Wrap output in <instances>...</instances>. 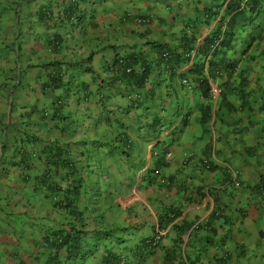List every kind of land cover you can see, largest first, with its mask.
<instances>
[{
  "label": "crops",
  "instance_id": "obj_1",
  "mask_svg": "<svg viewBox=\"0 0 264 264\" xmlns=\"http://www.w3.org/2000/svg\"><path fill=\"white\" fill-rule=\"evenodd\" d=\"M230 1L0 0V264H264V38L238 27L204 60L233 64L215 98L199 56L155 63L188 30L199 48Z\"/></svg>",
  "mask_w": 264,
  "mask_h": 264
},
{
  "label": "trees",
  "instance_id": "obj_2",
  "mask_svg": "<svg viewBox=\"0 0 264 264\" xmlns=\"http://www.w3.org/2000/svg\"><path fill=\"white\" fill-rule=\"evenodd\" d=\"M264 13V0H233L230 1L226 6V15L224 17L225 25L219 24L218 27L213 29L210 35L204 40L203 44L199 48H195L194 44L196 38L194 33H184L180 39V53H170L167 47L156 46L157 49V59L155 63L163 67V70L170 74H173L176 70V66L179 60L187 62L189 60L190 53L192 50L195 51V56L201 58V62L194 64L192 67V72L201 76L203 85H206L208 93L209 85L208 80H214L222 71L230 72L232 70L233 64L219 66L218 63H213L210 61L208 66L205 67V59H210V56H214L220 51H224L231 46L232 40L236 36V29L238 27L252 25L253 30L258 32L251 38L252 41L262 40L264 38V18L260 21L259 18ZM69 16V20L73 17L70 12L66 15ZM263 21V22H262ZM262 22V23H261ZM181 57H183L181 59ZM175 60V61H174ZM180 64V63H179ZM206 69L207 75H204V70ZM152 71L150 64H144L140 68L139 73L131 72L128 74L127 78L129 80H135L136 85H141L145 83ZM55 82V78L53 79ZM76 198L78 194H75ZM67 207H69L67 205ZM101 232L94 236V239L99 240ZM53 245L56 248L63 246H68L66 249V259L76 260L77 258L83 259L87 256L83 252V236L81 232H74L70 234L69 232H57L54 234ZM140 247L145 248L147 245L141 242ZM137 246L138 248H140ZM105 264H122V258L120 255H115L111 252H107V256L104 258Z\"/></svg>",
  "mask_w": 264,
  "mask_h": 264
},
{
  "label": "clouds",
  "instance_id": "obj_3",
  "mask_svg": "<svg viewBox=\"0 0 264 264\" xmlns=\"http://www.w3.org/2000/svg\"><path fill=\"white\" fill-rule=\"evenodd\" d=\"M190 32L192 33V31H190V30L187 31V33H190ZM190 55L191 56H194L195 55V50H192V52L190 53ZM212 89H216L217 90V93L216 94H213L212 93ZM221 92H222V89L220 87L215 86L214 84L209 86V96L211 98H215L216 96H219L221 94ZM235 185L238 186L239 183H235ZM157 236H158V239L156 238ZM160 238H161V232L158 231L155 235H153V237L144 240L145 243H146V245H147L145 247V249L147 251H152L157 246Z\"/></svg>",
  "mask_w": 264,
  "mask_h": 264
},
{
  "label": "built area",
  "instance_id": "obj_4",
  "mask_svg": "<svg viewBox=\"0 0 264 264\" xmlns=\"http://www.w3.org/2000/svg\"><path fill=\"white\" fill-rule=\"evenodd\" d=\"M212 93L213 94H216L217 93V90L216 89H212ZM156 238L158 239V236Z\"/></svg>",
  "mask_w": 264,
  "mask_h": 264
},
{
  "label": "rangeland",
  "instance_id": "obj_5",
  "mask_svg": "<svg viewBox=\"0 0 264 264\" xmlns=\"http://www.w3.org/2000/svg\"><path fill=\"white\" fill-rule=\"evenodd\" d=\"M59 42V41H58Z\"/></svg>",
  "mask_w": 264,
  "mask_h": 264
}]
</instances>
